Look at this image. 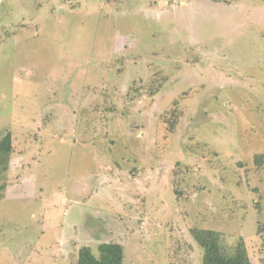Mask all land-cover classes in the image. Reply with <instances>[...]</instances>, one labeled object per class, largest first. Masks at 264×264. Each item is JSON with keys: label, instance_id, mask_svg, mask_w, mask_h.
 I'll list each match as a JSON object with an SVG mask.
<instances>
[{"label": "rangeland", "instance_id": "1", "mask_svg": "<svg viewBox=\"0 0 264 264\" xmlns=\"http://www.w3.org/2000/svg\"><path fill=\"white\" fill-rule=\"evenodd\" d=\"M7 130L0 264H264V0H0Z\"/></svg>", "mask_w": 264, "mask_h": 264}, {"label": "trees", "instance_id": "2", "mask_svg": "<svg viewBox=\"0 0 264 264\" xmlns=\"http://www.w3.org/2000/svg\"><path fill=\"white\" fill-rule=\"evenodd\" d=\"M175 106L176 102L174 103ZM165 115H167L165 113ZM173 123L169 120V126ZM13 150L12 133L7 130L0 135V177L9 167L10 154ZM256 166L261 167L264 162V152L253 154ZM6 187L5 182H0V197ZM176 194H181L175 189ZM256 202L257 225L256 233L264 232V204ZM190 234L194 241L200 246L201 264H251L243 240H239L232 254H226L221 246V233L215 229L192 227ZM98 256H95L90 246L82 245L78 249L76 264H123V245L118 242H101L97 246Z\"/></svg>", "mask_w": 264, "mask_h": 264}, {"label": "built area", "instance_id": "3", "mask_svg": "<svg viewBox=\"0 0 264 264\" xmlns=\"http://www.w3.org/2000/svg\"><path fill=\"white\" fill-rule=\"evenodd\" d=\"M177 0H165L166 3H174L176 2Z\"/></svg>", "mask_w": 264, "mask_h": 264}]
</instances>
